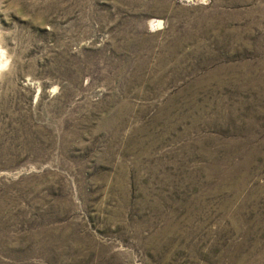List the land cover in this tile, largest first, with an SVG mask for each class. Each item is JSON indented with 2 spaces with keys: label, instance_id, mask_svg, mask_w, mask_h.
Listing matches in <instances>:
<instances>
[{
  "label": "rangeland",
  "instance_id": "1",
  "mask_svg": "<svg viewBox=\"0 0 264 264\" xmlns=\"http://www.w3.org/2000/svg\"><path fill=\"white\" fill-rule=\"evenodd\" d=\"M0 264H264V0H0Z\"/></svg>",
  "mask_w": 264,
  "mask_h": 264
}]
</instances>
